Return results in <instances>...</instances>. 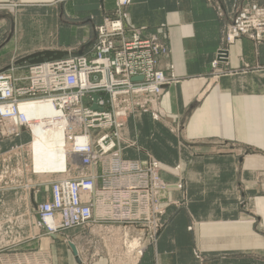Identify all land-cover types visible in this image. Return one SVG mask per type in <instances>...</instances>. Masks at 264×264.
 <instances>
[{"label": "crops", "instance_id": "1", "mask_svg": "<svg viewBox=\"0 0 264 264\" xmlns=\"http://www.w3.org/2000/svg\"><path fill=\"white\" fill-rule=\"evenodd\" d=\"M238 1L132 0L128 9L125 26L141 28L144 38L156 36L169 51L160 67L167 76L173 73L177 82L165 89L160 106L178 135L150 115L136 114L121 137L132 138L160 162L165 182L183 179L194 203L190 216L199 223L190 233V217L178 215L153 256L147 260L146 251L140 264H197L191 244L214 256V264L264 261V44L242 37L226 47ZM115 8L112 0H0V55L13 56L1 62L0 71L17 63V55L42 51L60 52L61 58L91 57L95 27ZM225 47L227 73L213 78L212 63ZM124 156L145 157L138 149H128ZM175 167L178 176L168 173ZM81 231L61 236L78 246L80 238L71 236ZM47 238L43 243L70 250L64 241ZM255 250L262 258L247 257ZM218 253L226 256L216 257ZM65 263L78 264L70 253L64 260L53 257V264Z\"/></svg>", "mask_w": 264, "mask_h": 264}, {"label": "built area", "instance_id": "2", "mask_svg": "<svg viewBox=\"0 0 264 264\" xmlns=\"http://www.w3.org/2000/svg\"><path fill=\"white\" fill-rule=\"evenodd\" d=\"M115 1L112 16L95 28L91 57L46 60L30 65L26 77H16L14 68L0 71L3 130L17 136L29 131L34 117L28 118L19 106L47 102L55 115L45 119L43 127L56 126L64 134L67 167L62 173L44 174L51 178L50 195L37 206V226L50 237L85 228L92 246L101 243L111 248L109 263L131 246L132 226H143L153 237L166 216L165 194L169 189H181V185L168 186L162 180V166L153 156L143 161L122 157L120 132L125 118L135 110L158 113L157 104L173 79L160 68L168 49L156 36L144 38L141 30L125 26L132 0ZM242 37L264 44V5L257 0L236 3L226 47ZM226 47L217 52L214 70L228 64ZM96 94L99 108L93 109ZM144 250L139 241L138 247L132 246V258L142 257ZM29 255L17 264H47L39 254ZM93 255L98 259L101 252L95 249ZM15 261L1 259L0 264Z\"/></svg>", "mask_w": 264, "mask_h": 264}, {"label": "rangeland", "instance_id": "3", "mask_svg": "<svg viewBox=\"0 0 264 264\" xmlns=\"http://www.w3.org/2000/svg\"><path fill=\"white\" fill-rule=\"evenodd\" d=\"M112 1H114L116 5V1L115 0ZM257 2L261 5H264V0H262L263 3H260L259 0H257ZM216 3L217 5L214 6H216L217 9L222 12L221 6L218 5V2ZM111 16L112 13L110 15L105 16L102 24L96 26L95 28L103 25L105 20ZM63 21H68V19L63 18ZM139 30L142 29L140 28ZM95 36H96V32H95ZM12 57L13 56L11 55L8 56L0 55V64L5 59L11 60ZM16 57L17 58L19 57L17 59V62H19V60L24 58L25 56L22 57L20 55H17ZM160 64H161V59H160ZM9 65L10 66H8L3 70H9L11 68H14L16 77H26L28 75L27 73L30 65L25 64L21 66L20 65L16 66L15 64L12 63H10ZM25 68H27V71L25 73L17 75L18 70L20 69L23 70ZM171 69L173 70V68ZM212 71H213V75H212L213 78H217L223 75L222 71L224 74L227 73L225 72L224 66L222 70L220 68L217 70L213 69ZM168 77L173 79L170 85H173L177 82V78L173 73ZM157 112L158 113L153 114V111L144 113L142 111L135 110L133 114L132 113L128 114V116L125 118V124L124 127H122L120 135L122 134L123 131L128 129V125L132 120V116L136 114H148L155 122L163 124L165 128L167 127L171 133L177 136L178 132L176 130V127L169 125V122L166 120L165 113L161 110L160 100L159 103L157 104ZM155 114L159 115L158 117L159 119L155 118ZM121 139H122L121 151L124 160L143 161V159L144 160L146 159V156L151 155L149 152L139 149L137 147V144L132 142V138L128 140V138L123 139L121 137ZM34 140H35V134L32 130L26 131L21 135L17 136L15 134H11L9 131L3 130V128L0 125V260L5 259L11 263L16 259L14 264H17L18 260L22 259L23 257L30 256L29 254H39L41 260L46 261L47 264H53V257L54 260H58L60 258L61 260H64V257L66 258L67 254L69 253L72 257H74L70 250L65 249V246H59L58 244L56 245L52 242L43 243L42 241V240H46L47 237L50 238V236L46 235L45 231L37 226L36 212H37L38 204L49 200V195H50L49 183L51 181V178L44 177V175H41L42 177L38 178L33 171V157L31 152V146ZM128 149L141 150L144 152L145 157L140 158L138 156L139 159L138 157L135 159L126 158L124 156V152L127 151ZM168 173L172 176L173 175L178 176L179 167L169 169ZM1 177H3V179H1ZM166 184L168 186L181 185V189H169L167 191V194H165V206H167L166 216L162 220V224L160 225L159 230L155 232L153 237H151L150 236L151 233H149V231L143 226L135 225L129 228L133 239L132 243L136 242L137 244H139L140 241L141 245L145 247L142 257L146 254L145 252L148 251L147 254L145 255L147 256V260L151 256H153L154 250L157 249L158 244L160 243L166 232V228L170 224L176 221L178 215L185 214L187 217H190L189 220L190 225L188 227V231L190 233H193L194 228L197 225H199V223L196 222L190 216L191 210L193 209L192 205L194 203H192L193 199H190L188 197V193L186 191V186L183 182V179L179 177V180L177 182L166 181ZM174 192L177 193L179 192V194L176 195ZM214 206L220 208L222 205L214 204ZM36 230H39L40 234H38ZM82 230L84 234L81 231L71 236L72 239L80 238L79 239L80 241H77L79 244L78 246L74 242H71V239H68L67 237H65V239L67 240H65L64 242H67V246H68V242H71L76 247L78 251V255L84 264H133L134 263L133 261H135V259H133L131 256L133 245L130 247L127 246V249L124 250V252H121L120 254L117 253L115 255L116 256L115 261L109 263L108 259H110L113 254L109 250L111 248L107 244H101V243H99V246L98 245L92 246L91 245L92 242H90L91 240L87 230L85 228H82ZM84 236H86V238L81 241V238ZM95 249L96 251L101 252V257L98 259H95L93 257L94 256L93 254L95 253ZM189 249L191 251V256L193 260L197 262V264L215 263L216 258H214V256L212 257L211 255L205 254L201 248L191 244L189 246ZM127 254L131 257L130 261L124 260L129 258ZM170 254L172 255L174 253L170 252ZM246 255L248 258H252L255 260H257L258 258H262L261 253H258V251L256 250L249 252V254ZM225 256L226 253L216 254V257L219 258H224ZM142 257L138 260V262L137 261L135 262H137V264H140V262H142L141 261ZM83 258L87 260H84ZM126 261L128 262L124 263ZM253 264H257V263H253ZM260 264H264V261H262Z\"/></svg>", "mask_w": 264, "mask_h": 264}, {"label": "bare ground", "instance_id": "4", "mask_svg": "<svg viewBox=\"0 0 264 264\" xmlns=\"http://www.w3.org/2000/svg\"><path fill=\"white\" fill-rule=\"evenodd\" d=\"M228 57H229V51H228ZM19 108L21 109V112L23 114H26L28 118L34 117L32 118V120L35 122V124H32L30 127V130H32L35 134V140L31 146V152L33 155V170H35L36 173L41 175H44L46 173L47 174L62 173V171H64L67 167V164L65 162V160H67V156L65 154L66 151L63 148L64 147L63 131L56 126L53 129H48V128L46 129L43 127V124L45 123V119L53 117V115H55V110L52 108L50 103L47 102L41 104L33 103L30 105L22 104L19 106ZM56 124L63 125V123L61 124L56 123ZM59 178L65 179L68 178V175H63V176L59 175ZM54 236H60L64 238L61 235H54ZM65 240L66 239L64 238V241ZM69 243L71 242H68V248L70 247ZM132 245L138 246L136 242H133L131 246ZM77 255H78V251H77ZM140 258L141 256L138 255L135 261H138ZM79 259L81 262L80 263L77 262V263L84 264L80 257ZM135 261H133L134 262L133 264H137V262Z\"/></svg>", "mask_w": 264, "mask_h": 264}, {"label": "water", "instance_id": "5", "mask_svg": "<svg viewBox=\"0 0 264 264\" xmlns=\"http://www.w3.org/2000/svg\"><path fill=\"white\" fill-rule=\"evenodd\" d=\"M62 56H63V54H61L60 52L42 51V52H37L34 54H30L28 56H25L24 58L20 59L19 62L15 63V65L16 66H19V65L21 66V65H25V64L34 65V64L42 63L46 60H57V59H60ZM98 98H99L98 95L94 96L95 104L93 105V109H98L97 104H96ZM52 238L54 240L64 241V238H62L60 236H52ZM69 244H70L69 248L71 249L72 253L74 254L77 262L80 263L81 261L77 255L76 247L72 243H69Z\"/></svg>", "mask_w": 264, "mask_h": 264}]
</instances>
